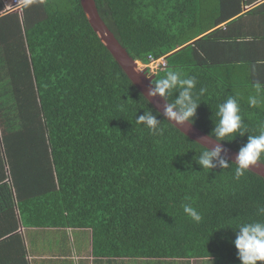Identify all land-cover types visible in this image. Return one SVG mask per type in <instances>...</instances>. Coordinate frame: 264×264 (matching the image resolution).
Returning <instances> with one entry per match:
<instances>
[{"label":"trees","instance_id":"trees-1","mask_svg":"<svg viewBox=\"0 0 264 264\" xmlns=\"http://www.w3.org/2000/svg\"><path fill=\"white\" fill-rule=\"evenodd\" d=\"M240 2L220 0L214 9L208 0H94L133 60L163 58L153 86L175 68L196 78L194 95L207 89L191 122L201 132L215 139L217 105L237 98L245 135L218 141L237 152L258 134L264 110L219 76L211 52L215 28L241 14ZM0 29V151L11 176L0 183L1 209L15 200L29 228L88 229L101 257L240 264L235 228L264 204V179L249 171L235 179L234 164L220 156L203 171L198 159L207 149L133 86L78 0L33 1L21 14L0 16ZM145 112L162 134L136 123ZM186 203L202 215L200 223L183 213Z\"/></svg>","mask_w":264,"mask_h":264},{"label":"crops","instance_id":"crops-1","mask_svg":"<svg viewBox=\"0 0 264 264\" xmlns=\"http://www.w3.org/2000/svg\"><path fill=\"white\" fill-rule=\"evenodd\" d=\"M3 7L5 0H2ZM241 14L217 25L211 57L215 71L230 83L236 94L250 103L264 104V0L251 4L241 0ZM3 12H5V7ZM252 12V13H251ZM1 13L0 16L4 14ZM21 14V11H18ZM238 18H241L238 20ZM238 20L235 24L232 21ZM1 30V29H0ZM25 46V45H24ZM3 51L0 49V54ZM256 85H260L259 90ZM257 108H261L258 104ZM1 136V135H0ZM0 154V183L11 176L3 150ZM3 158V161L1 160ZM0 208V264H201L205 260L109 258L94 254L88 229L29 228L24 226L15 200ZM199 263H194L198 262ZM204 261V262H203ZM210 264V263H209Z\"/></svg>","mask_w":264,"mask_h":264},{"label":"clouds","instance_id":"clouds-1","mask_svg":"<svg viewBox=\"0 0 264 264\" xmlns=\"http://www.w3.org/2000/svg\"><path fill=\"white\" fill-rule=\"evenodd\" d=\"M5 5L6 3L4 7ZM7 11L9 10L5 8V12ZM133 61L136 66H144L145 70L143 72L146 71V75L148 74L149 69L146 67L148 63L144 64L138 60ZM150 76L147 75V77ZM196 83V78L186 76L183 70L169 68L163 71L161 77L155 79L154 88L149 92V96L167 97L178 91L174 101L167 104L164 114L169 121H173L177 125H183L185 122L191 123L199 105L198 98L207 91L206 88H201L199 94L194 95ZM256 87L259 90L260 85H256ZM256 103L255 98L250 99V105L254 106ZM215 115L217 121L211 135L217 141H231L236 134L245 135L246 128L243 125L241 109L236 97L229 96L222 104H218ZM136 123L143 125L153 135H160L163 132V129L158 127V121L151 112H145L144 115L139 116ZM257 131V135H248L247 143L238 151L233 165L234 178L237 180L250 171V168L264 160V121L260 122ZM220 152L219 147L212 151L201 150L198 164L203 171L208 172L214 167L212 161L219 157ZM219 165L225 169L229 167L223 159L219 160ZM182 208L183 213L193 222L200 223L202 221V215L190 203L182 205ZM254 217L239 222L235 228L236 238L233 241V246L236 249L240 264H264V204L256 206Z\"/></svg>","mask_w":264,"mask_h":264},{"label":"water","instance_id":"water-1","mask_svg":"<svg viewBox=\"0 0 264 264\" xmlns=\"http://www.w3.org/2000/svg\"><path fill=\"white\" fill-rule=\"evenodd\" d=\"M82 11L95 32L98 36L100 42L112 55L113 59L125 73L129 81L133 86L141 93V95L149 102V104L175 129H177L181 134H183L188 139L196 142L200 146L204 147L208 151H212L219 147L221 149L220 157L226 159L231 163H235L238 152L232 150L231 148L223 145L222 143L216 141L215 139L209 137L205 133L201 132L191 123L185 122L183 125H177L173 121H169L165 116V108L167 107V102L163 97L149 96V92L153 90L154 86L152 81L154 76L147 77L146 73L143 71H137L136 63L127 54L126 50L118 43L114 35L106 27L102 19L100 18L94 0H78ZM251 173L264 179V164L258 163L256 166L250 168Z\"/></svg>","mask_w":264,"mask_h":264},{"label":"built area","instance_id":"built-area-1","mask_svg":"<svg viewBox=\"0 0 264 264\" xmlns=\"http://www.w3.org/2000/svg\"><path fill=\"white\" fill-rule=\"evenodd\" d=\"M36 0H5V8L6 10L9 11H20L21 8ZM42 2L49 1V0H40ZM148 69H150L151 74H155L158 70L161 68L165 67V62L164 60L161 59H154L153 57L149 56L148 57V65L146 66Z\"/></svg>","mask_w":264,"mask_h":264},{"label":"rangeland","instance_id":"rangeland-1","mask_svg":"<svg viewBox=\"0 0 264 264\" xmlns=\"http://www.w3.org/2000/svg\"><path fill=\"white\" fill-rule=\"evenodd\" d=\"M219 2H220V0H208V4H209V6L210 7H213L214 9H216L217 8V6H218V4H219ZM145 70V68H144V66H138L137 65V71H144ZM149 72H150V69H149ZM148 72V76H150L151 75V73H149ZM261 108H263L264 107V104L262 105L261 103H257ZM1 128V127H0ZM2 161H3V158L1 159ZM204 262V261H203ZM194 263H199V261L198 262H194ZM213 264L212 262H207V263H205V264ZM201 264H204V263H202L201 262Z\"/></svg>","mask_w":264,"mask_h":264}]
</instances>
